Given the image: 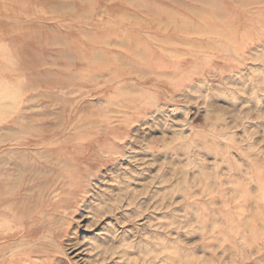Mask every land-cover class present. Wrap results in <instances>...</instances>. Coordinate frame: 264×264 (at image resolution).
Listing matches in <instances>:
<instances>
[{
    "label": "rangeland",
    "instance_id": "1",
    "mask_svg": "<svg viewBox=\"0 0 264 264\" xmlns=\"http://www.w3.org/2000/svg\"><path fill=\"white\" fill-rule=\"evenodd\" d=\"M0 264H264V0H0Z\"/></svg>",
    "mask_w": 264,
    "mask_h": 264
},
{
    "label": "bare ground",
    "instance_id": "2",
    "mask_svg": "<svg viewBox=\"0 0 264 264\" xmlns=\"http://www.w3.org/2000/svg\"><path fill=\"white\" fill-rule=\"evenodd\" d=\"M161 1V0H160ZM30 58V57H29ZM67 59V58H66ZM37 65V64H36ZM43 72V71H42ZM49 74V73H48ZM57 77H59V76H57ZM17 207V203H12V205H11V208L9 209V211L12 213L14 210H15V208ZM4 211H5V209H3ZM45 215V214H44Z\"/></svg>",
    "mask_w": 264,
    "mask_h": 264
}]
</instances>
